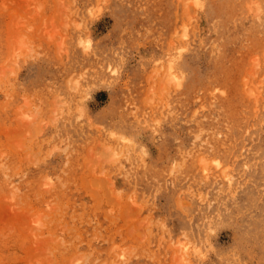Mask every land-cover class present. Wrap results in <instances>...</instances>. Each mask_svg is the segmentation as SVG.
I'll use <instances>...</instances> for the list:
<instances>
[{"label":"rangeland","instance_id":"rangeland-1","mask_svg":"<svg viewBox=\"0 0 264 264\" xmlns=\"http://www.w3.org/2000/svg\"><path fill=\"white\" fill-rule=\"evenodd\" d=\"M0 264H264V0H0Z\"/></svg>","mask_w":264,"mask_h":264},{"label":"bare ground","instance_id":"bare-ground-1","mask_svg":"<svg viewBox=\"0 0 264 264\" xmlns=\"http://www.w3.org/2000/svg\"><path fill=\"white\" fill-rule=\"evenodd\" d=\"M208 25V24H207ZM222 38V37H221ZM231 38H232V36H231ZM218 40V39H217ZM231 40V39H230ZM218 43V42H217ZM222 44V43H221ZM223 47V46H222ZM190 118V117H189ZM233 138V137H232Z\"/></svg>","mask_w":264,"mask_h":264}]
</instances>
